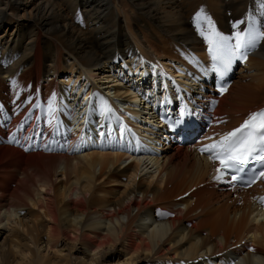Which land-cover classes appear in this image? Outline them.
Here are the masks:
<instances>
[{
    "label": "bare ground",
    "instance_id": "bare-ground-1",
    "mask_svg": "<svg viewBox=\"0 0 264 264\" xmlns=\"http://www.w3.org/2000/svg\"><path fill=\"white\" fill-rule=\"evenodd\" d=\"M206 1L223 26L227 7L240 12L247 3L0 0L2 105L19 107L41 80L54 102L65 89L53 92L49 86L62 72L83 76L79 82L85 88L100 85L129 104L130 90L110 85V62L117 56H145L150 63L160 59L166 67L170 62L179 68L177 76L201 52L187 12ZM261 1L251 0L258 17L263 16ZM80 12L83 27L76 22ZM249 64L254 73L239 76L218 105L229 115V127L239 114L264 104V40ZM189 79L191 87L201 85ZM155 141L144 160L134 161L120 152L26 154L0 146V231L8 232L0 242V264H167L205 257L219 259L217 264H264V221L251 216L255 206L247 191L226 177L214 180L216 169L191 145L179 140L172 145L170 137ZM160 207L176 215L159 223L155 212ZM249 240L253 252L247 251Z\"/></svg>",
    "mask_w": 264,
    "mask_h": 264
},
{
    "label": "snow or ice",
    "instance_id": "snow-or-ice-1",
    "mask_svg": "<svg viewBox=\"0 0 264 264\" xmlns=\"http://www.w3.org/2000/svg\"><path fill=\"white\" fill-rule=\"evenodd\" d=\"M193 22L199 35L207 43L208 53L214 61L215 71L221 75L229 70L234 58L246 60L247 52L261 40H264V31L255 27L235 32L232 36H225L216 29L211 18L203 13V9L195 13ZM204 24L207 25L206 30ZM235 26L234 24L233 27ZM233 39L235 43H232ZM226 90L225 87L219 89L221 94ZM55 110L50 98L48 111L53 114ZM112 112L113 109L105 101L102 115ZM184 115L186 113L182 112L175 120L167 121V127L179 134L182 131V125L185 123L181 119ZM124 130V126L121 125V132L123 133ZM101 135L103 136L104 133ZM198 150L201 154L207 153L210 161L219 162L216 174L213 176V179L218 182L225 180L230 172L235 174L231 175L229 182L241 180L240 173L244 170V165L253 158L259 160L262 169L259 170L258 175L254 172L251 178L247 181L242 180V183L250 186L255 183L256 179L264 178V154H262L264 153V109L252 112L239 127L225 133L219 140L201 146ZM260 199L264 202V197Z\"/></svg>",
    "mask_w": 264,
    "mask_h": 264
},
{
    "label": "rangeland",
    "instance_id": "rangeland-1",
    "mask_svg": "<svg viewBox=\"0 0 264 264\" xmlns=\"http://www.w3.org/2000/svg\"><path fill=\"white\" fill-rule=\"evenodd\" d=\"M29 7V6H28ZM107 71V70H106ZM66 75L67 76V74L66 73H60V74H58V76H60V75ZM61 79H63V78H61ZM107 84H109V82L107 81ZM111 84H113L114 85V87H124V86H117V84H114L113 82L112 83H110V85ZM172 145L174 144V142L172 141V143H171ZM21 215H23V214H21ZM4 231H5V233H8L7 232V230L6 229H3ZM4 231H0V242L2 241V239H3V237L5 236L4 235ZM16 233H15V231H14V234L13 235H15ZM11 237H12V235L10 236V237H8L7 239H6V241L3 243V245H2V247H5V246H7L8 245V243H10V239H11ZM44 238V237H43ZM48 256H50V253H48Z\"/></svg>",
    "mask_w": 264,
    "mask_h": 264
}]
</instances>
